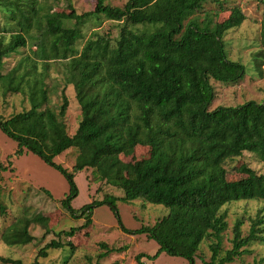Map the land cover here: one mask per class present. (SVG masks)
<instances>
[{
  "label": "trees",
  "instance_id": "1",
  "mask_svg": "<svg viewBox=\"0 0 264 264\" xmlns=\"http://www.w3.org/2000/svg\"><path fill=\"white\" fill-rule=\"evenodd\" d=\"M66 1L69 14L41 0H0L6 9L3 30L9 33L0 36V90L4 97L22 93L30 102L29 109L9 117L0 114V127L18 142V154L32 152L68 178L70 193L61 206L72 217L85 219L81 226L55 234L73 237L93 223L94 209L104 204L122 223L119 197L106 195L78 210L72 206L78 195L76 172L92 168L96 180L124 191L121 199L142 198L169 208L153 225L135 231L124 227L155 239L159 253L194 263L201 244L210 240L212 255L206 264H229L250 253L254 242L264 243L263 207L251 218L248 235L243 234L245 219L238 218L232 247H223L229 228L225 206L264 201V172L242 162L239 169L245 176L228 178L230 163L246 152L264 163V101L210 109L216 97L212 80L237 84L246 74L242 63L228 57L224 42L226 33L247 19L242 8L234 6L225 20L217 22L210 13L205 12L203 19L198 13L206 2L218 0H128L122 7L98 0L93 10L83 13L72 0ZM38 18L41 30L35 34ZM102 18L120 22L118 37L96 33L80 50L83 26ZM260 41L256 60L264 58V9ZM30 43L36 46L34 55H24ZM17 55L21 57L16 65L4 72L5 60ZM52 70L75 91L81 118L74 134L68 130L65 89L62 102L52 105ZM139 146L150 149L147 157L122 159ZM69 149L76 151L71 171L55 161ZM7 169L0 163V172ZM1 207L4 211L6 206ZM39 217L27 211L16 215L2 231L3 242L32 243L36 239L32 226ZM101 245L107 248L105 255L114 251ZM66 246L71 256L76 249L72 240L52 239L32 264H42L40 258L48 257L50 249ZM143 256H137L140 263Z\"/></svg>",
  "mask_w": 264,
  "mask_h": 264
},
{
  "label": "rangeland",
  "instance_id": "2",
  "mask_svg": "<svg viewBox=\"0 0 264 264\" xmlns=\"http://www.w3.org/2000/svg\"><path fill=\"white\" fill-rule=\"evenodd\" d=\"M128 0H106L113 6H124ZM41 2L56 6L60 11L69 14L66 9L67 1L41 0ZM78 13L93 10L98 0H72ZM234 6L242 8L247 16L243 24L231 29L224 36V42L228 57L242 63L245 66L246 74L244 79L237 84L223 83L212 80L216 90V97L210 109L218 106H237L248 101L261 103L264 101V58L256 60V55L262 50L260 35L263 18L262 0H218L208 1L204 4L203 11L198 17L203 19L207 13L213 15L215 21L225 20ZM56 8V9H57ZM6 9L0 4V36L9 33L3 30L6 23ZM41 19L35 22L34 33L41 30ZM142 28V27H141ZM84 37L78 41V48L81 50L85 42L94 37L96 33L109 34L113 38L118 37L120 22L102 18L90 20L82 28ZM36 46L31 43L26 48L24 55H34ZM21 55L7 58L4 65V72L13 68ZM261 62V63H260ZM260 63V65H259ZM51 98L52 105L56 106L62 102L61 93L63 89L69 99L67 110V125L70 134H74L78 128L81 109L76 100V94L71 85L65 82L53 70ZM30 108V102L26 95L14 93L3 96L0 90V114L9 117L16 112ZM19 144L9 137L0 127V163L8 165V169L0 172V257L21 260L23 264H32L38 256L42 247L52 239L66 243L72 240L76 245L75 252L69 256L70 247L50 249L46 258H40L42 264H206L211 259L210 243L204 241L200 246L195 262L183 256H173L166 252L159 253L160 245L155 239H150L144 233H133L130 231L140 229L143 225H153L163 216L169 213V208L163 204H156L138 198L127 201L124 191L106 182L98 181L93 177V169L87 168L76 172L75 182L78 188V195L73 199L72 206L78 210L81 207L100 201L106 195L116 196L118 211L122 223L116 216L109 204L98 206L94 209L93 223L83 228L69 238L62 235L61 238L55 234L60 230H68L72 226L84 224V218H74L61 206V200L70 193L68 178L51 166L38 155L24 150L18 154ZM150 149L139 146L135 150L122 155L125 162L145 158L149 155ZM75 149H69L55 158L57 163L62 164L68 170H72L75 164ZM242 162L264 172V163L252 154L246 152L242 157L235 159L228 168L229 179H239L245 176L239 169ZM44 189L51 192L49 196ZM1 204L5 205L2 211ZM264 207V201L247 200L233 202L225 206L228 211L229 228L224 234L223 247H232L233 226L238 218H244L243 234L248 235L251 225V218H255ZM27 211L31 215L39 214V223L33 224L32 231L36 239L27 245L8 246L1 238L2 231L12 222L16 215ZM45 225L52 230L45 233L41 227ZM108 244L114 251L105 255L107 248L101 244ZM250 253L238 257L229 264H264V243L254 242L250 246ZM139 254H144L142 262L137 260ZM0 264H11L0 259Z\"/></svg>",
  "mask_w": 264,
  "mask_h": 264
}]
</instances>
